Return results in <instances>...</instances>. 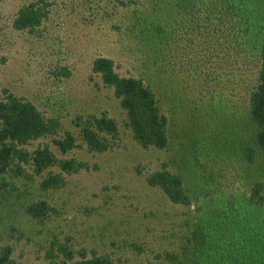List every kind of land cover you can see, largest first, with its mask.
<instances>
[{
    "label": "rangeland",
    "instance_id": "rangeland-1",
    "mask_svg": "<svg viewBox=\"0 0 264 264\" xmlns=\"http://www.w3.org/2000/svg\"><path fill=\"white\" fill-rule=\"evenodd\" d=\"M199 2L184 8L182 0H0V96L30 101L58 121L53 134L17 148L31 154L48 146L59 158L85 164L77 172L54 165L38 174L31 157L23 162L15 156L0 176V249L11 246L15 262L60 263L68 247L74 259L94 251L112 264H180L199 226L225 250L238 240L252 244L254 235L261 245L264 206L250 200V189L257 179L264 183V153L255 143L249 92L264 34V0H234L252 30L245 74L232 56L221 58L225 31L208 35L221 20L211 25ZM30 7L40 23L15 27L19 11ZM217 38L214 57H208V40ZM98 56L112 59L118 74L142 76L152 87L168 119L166 148L135 141L113 88L92 70ZM102 111L117 132L106 135V150L90 151L76 123ZM68 131L76 145L62 153L53 141ZM248 146L255 149L253 162ZM17 164L27 177L16 175ZM162 164L181 175L190 205L170 201L146 182ZM50 172L61 173L63 185L40 189ZM41 199L52 210L36 220L25 206Z\"/></svg>",
    "mask_w": 264,
    "mask_h": 264
},
{
    "label": "trees",
    "instance_id": "trees-1",
    "mask_svg": "<svg viewBox=\"0 0 264 264\" xmlns=\"http://www.w3.org/2000/svg\"><path fill=\"white\" fill-rule=\"evenodd\" d=\"M183 7L189 6L191 0H182ZM200 5L205 9L206 18L211 25L216 21L214 27H209L208 35L216 32H224L222 37L221 58L227 61L232 59L238 61L240 72L245 74L250 67L248 57V40L251 36L249 18L242 6L234 0H201ZM193 5V4H192ZM183 8V9H184ZM40 23V15L32 8H24L19 11L14 26L17 28L35 26ZM222 27V28H221ZM158 29V27H157ZM161 34V33H160ZM259 47L255 50L254 68L255 83L249 92V116L257 126L255 132L256 146L264 153V34L260 39ZM218 38L212 42L208 40V57H214L218 46ZM92 70L101 76L104 84L113 88L114 95L119 99L121 107L125 110L128 124L131 128L133 138L143 148L155 147L164 149L168 146L167 116L161 111L155 92L152 87L144 81L142 76H122L115 71L112 59L98 56L92 61ZM76 125L90 151H104L109 147L106 135H115L117 125L105 111L90 113L85 117H79ZM58 126L56 119H48L30 101L20 99L13 95L5 98L0 96V176L10 170L15 158L19 161L31 164L35 172L40 174L49 166H58L65 173L77 172L84 167L82 161L73 158H59L48 146L39 147L31 154L17 148V144H24L39 137L50 135ZM55 146L66 153L75 147V136L66 132L61 139H54ZM16 156V157H15ZM246 157L249 162L255 159V149L247 147ZM16 175H24V168L19 164L13 170ZM149 185L158 186L166 194L170 201L183 205L191 204V196L184 187L180 174L172 172L166 164L145 175ZM64 183L61 173H48L41 179L39 186L42 190L59 188ZM250 200L264 206V183L257 179L252 183L250 189ZM52 207L46 200L31 201L25 206V212L36 220L47 217ZM253 243L245 240L235 242L233 248L225 250L215 243L210 236L199 226L191 230L189 242L191 248H185L184 256L179 259L180 264H264V237L261 245L260 237L256 235L249 238ZM242 245H251L253 248L245 250ZM258 245V246H257ZM65 261L48 264H112L107 254L93 253L87 256L81 252L79 259H74L72 250L68 247L62 248ZM12 248L6 245L0 249V264H20L11 258Z\"/></svg>",
    "mask_w": 264,
    "mask_h": 264
}]
</instances>
